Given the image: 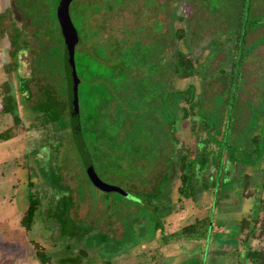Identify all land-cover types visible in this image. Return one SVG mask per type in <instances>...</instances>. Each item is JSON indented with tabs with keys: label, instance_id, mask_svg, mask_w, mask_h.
Masks as SVG:
<instances>
[{
	"label": "rangeland",
	"instance_id": "obj_1",
	"mask_svg": "<svg viewBox=\"0 0 264 264\" xmlns=\"http://www.w3.org/2000/svg\"><path fill=\"white\" fill-rule=\"evenodd\" d=\"M58 1L0 0L22 33L14 57L0 38V82L9 81L20 118L14 125L13 114L0 113V264H42L36 245L50 264H252L239 221L254 218L264 199V25L248 33L233 78L225 39L246 20L248 3L249 18H264V0L71 2L84 139L98 176L128 197L90 182L72 140ZM175 49L198 60L199 74L174 73ZM187 88L198 99L195 129L180 116ZM255 147L259 154L249 157ZM183 148L200 185L195 200H178L173 162ZM30 192L40 205L26 230ZM202 216L211 219L208 237L173 234ZM248 245L264 250V235Z\"/></svg>",
	"mask_w": 264,
	"mask_h": 264
},
{
	"label": "trees",
	"instance_id": "obj_2",
	"mask_svg": "<svg viewBox=\"0 0 264 264\" xmlns=\"http://www.w3.org/2000/svg\"><path fill=\"white\" fill-rule=\"evenodd\" d=\"M248 4L249 6H247L246 9L243 8V11L244 10L247 11V17L245 18L246 20L243 21L242 17L240 16L236 22V25L234 26L233 32L225 39V42L232 44V48H231L233 51L232 60H231L232 78H233L234 70H236V72L238 73V69H236V67L237 66L239 67L242 64L243 59L245 57L244 56L245 50H243L242 48H244L248 33H250L251 30H254L264 25L263 17L249 18L252 8H251V4L250 3ZM56 17H57V11H56ZM21 35H22L21 30L17 26L14 19L12 18L11 11L9 10L8 7L4 8L2 11H0V38L1 39L6 38L8 44V48L6 52L9 57L16 56L17 52L21 49L22 47V44L20 43ZM175 36L178 40L185 38L184 28L183 27L176 28ZM171 54L174 64L173 70L176 75H178L181 78H189L199 74L200 69L198 67V60L196 58L190 56L188 53L179 49L173 50ZM15 67H17V63L14 61L6 65V70L7 72H10ZM229 81H230L229 82L230 83L229 88H230L232 81L231 80ZM197 101L198 99H196V96H194L192 90L190 88H187L182 96L180 116L183 120L190 122L191 129H195L196 127V120L194 119V117L197 115L198 112ZM66 108L68 109L67 97H66ZM13 111H14V107H13V99L11 95L10 83L8 80L1 81L0 82V113L13 114L14 125H17V123H19L20 121V118L17 115H15ZM92 116L93 114H88L87 116V122L90 126L87 128V130L91 134H96V132L94 131L96 122L95 119L94 120L92 119ZM46 118L47 121L41 122L42 124L46 125V123L50 121H55L57 119L56 115L50 116V120L48 117ZM50 131H51L50 137L51 138L56 137L57 132L53 131L52 129H50ZM82 132H83V128H82ZM99 134L100 137H103V134L101 132ZM261 138L262 137L260 135L255 134L251 137V142L253 143V145L258 146L259 140ZM257 149L258 147H255L252 150V152L249 153L248 156L254 157L258 155L259 152L257 151ZM173 166L175 167L177 179H178V184L176 187L179 197L178 200L179 201L195 200L197 198V193L200 189V185L198 184L196 179V175L194 171V160L190 154V149L183 148L180 151V153L177 155L175 161L173 162ZM244 177H245V188H244L243 196L248 197L251 195L250 190L247 189L250 175L246 173ZM29 187L32 188V182L29 183ZM39 205H40L39 198L36 197L33 192H30L28 194L27 208L21 218V224L26 230L30 228ZM260 212H264V199L261 198L259 199V210L257 215L254 218H251L250 214L247 213L244 214V216L239 221L240 241L242 245L245 246L243 248L244 256L249 261H251L252 264H264V250L255 249L252 248L251 245H248L249 240H254L264 235V221L258 220V215ZM211 227H212V223L210 217L208 216L196 217L193 222L184 224L180 226L177 230H174L173 234L181 238L201 239L208 237L209 230ZM35 256L40 260L42 264H50V259H51L50 256L47 253H45L43 249L38 248L37 245H36Z\"/></svg>",
	"mask_w": 264,
	"mask_h": 264
},
{
	"label": "water",
	"instance_id": "obj_3",
	"mask_svg": "<svg viewBox=\"0 0 264 264\" xmlns=\"http://www.w3.org/2000/svg\"><path fill=\"white\" fill-rule=\"evenodd\" d=\"M72 1L73 0H60L57 7V20L63 39L62 61L72 140L90 182L100 191L106 193L117 192L125 197H128L129 193L123 188L108 184L98 176L94 169L93 160L83 136L78 96L80 78L77 74L75 61V47L79 41V36L69 12Z\"/></svg>",
	"mask_w": 264,
	"mask_h": 264
},
{
	"label": "flooded vegetation",
	"instance_id": "obj_4",
	"mask_svg": "<svg viewBox=\"0 0 264 264\" xmlns=\"http://www.w3.org/2000/svg\"><path fill=\"white\" fill-rule=\"evenodd\" d=\"M80 107V106H79Z\"/></svg>",
	"mask_w": 264,
	"mask_h": 264
}]
</instances>
